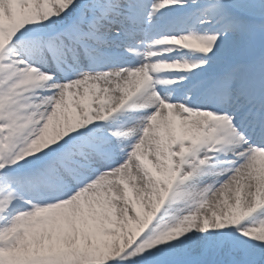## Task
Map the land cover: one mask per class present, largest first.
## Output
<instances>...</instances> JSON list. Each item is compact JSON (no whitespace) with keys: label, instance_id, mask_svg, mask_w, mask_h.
I'll return each mask as SVG.
<instances>
[{"label":"snow or ice","instance_id":"snow-or-ice-1","mask_svg":"<svg viewBox=\"0 0 264 264\" xmlns=\"http://www.w3.org/2000/svg\"><path fill=\"white\" fill-rule=\"evenodd\" d=\"M0 264H264V0H0Z\"/></svg>","mask_w":264,"mask_h":264}]
</instances>
